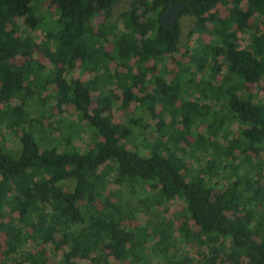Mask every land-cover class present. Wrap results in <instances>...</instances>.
Returning <instances> with one entry per match:
<instances>
[{
    "label": "trees",
    "instance_id": "obj_1",
    "mask_svg": "<svg viewBox=\"0 0 264 264\" xmlns=\"http://www.w3.org/2000/svg\"><path fill=\"white\" fill-rule=\"evenodd\" d=\"M39 1L0 0V128L20 144L0 145V264L27 242V264H192L181 245L195 264H264V101L247 90L264 92V0H49L47 21ZM177 1L185 41L160 19ZM64 106L76 121L53 120ZM175 197L177 221L159 214Z\"/></svg>",
    "mask_w": 264,
    "mask_h": 264
},
{
    "label": "rangeland",
    "instance_id": "obj_2",
    "mask_svg": "<svg viewBox=\"0 0 264 264\" xmlns=\"http://www.w3.org/2000/svg\"><path fill=\"white\" fill-rule=\"evenodd\" d=\"M49 0H40L38 3V15H40L42 18H44V21H47V19L49 18V9L47 8V4H48ZM229 7H223V9L221 10V15L224 16L227 12V9ZM192 18L190 16H180L178 18V21L180 23V28L182 31L181 34V38L183 41H185L186 39V35L189 32V30L191 29L192 26ZM19 31L21 33H26L31 35L34 40L38 41L41 39L42 37V31L40 29L37 30H31L28 27L24 26L22 24V20L19 23ZM192 42V38L190 40V43ZM107 49L110 48V44H106ZM35 57H37L39 59L40 62H42L43 64H45L47 66V63L45 62L44 58L40 55V54H35ZM188 56H185V58L183 59V61H186L188 58ZM168 68L172 67V62L168 61L167 63ZM223 71L220 72V74L218 75V79L221 75L224 74V72H226V68L222 69ZM73 76L75 77H84L87 76L85 73L81 74L79 70H77ZM218 79L214 82V84L216 85L218 82ZM263 85V82L259 83L258 86L256 84H250L247 85V90L251 93H253L254 95V99L255 101L261 102L263 103L264 101V92L261 88V86ZM136 92V91H134ZM93 97L95 96V93L92 94ZM137 95H139L137 93ZM46 103L42 106L39 107H34L33 108V112L31 113V116H38L39 112L42 111H46L47 112V101H45ZM264 104V103H263ZM119 103H117L112 110V114H113V118L117 121H121L123 116L121 113V109L119 108ZM135 103L132 104V106H134ZM3 106V104L0 103V107ZM45 109V110H44ZM53 116V120H61L62 118H67L68 120L71 121H76V115L74 113V110L69 107V106H64L61 110L57 109H52V115ZM47 122V120H45ZM151 123H153L152 121H150ZM204 128V126H199L198 130L202 131ZM238 131V124L237 123H232L227 130V134L228 137H231L233 134H236V132ZM56 134V133H55ZM222 138V137H221ZM223 139V138H222ZM87 140V138L85 139V141ZM222 141V140H221ZM5 144L6 146H8L9 149L12 150H17L20 146L19 144V139L17 137L16 134H14L12 131L8 130L5 127H1L0 128V145ZM77 145L80 146V148H83V144L81 142H76ZM182 146H184V144H182ZM188 156V161L189 163L194 167L197 166L198 164L201 163V159L203 160L202 157H196V156H192L190 153L187 155ZM252 156V161L254 162L256 160V158L254 157L253 154H251ZM242 156H240L239 158H241ZM260 157L262 159H264V152H261ZM201 158V159H199ZM203 163V161H202ZM223 184H225L223 182ZM110 188H114L116 189V186H110ZM124 206V213L125 215L127 214H135V221H142V222H147L148 220L150 221V223H153V221H155L158 218V212H151L149 211L148 214L145 212H139V208L137 206H135L133 204V202L127 201L126 203L123 204ZM183 207V201L178 198L175 197L173 198L167 207L166 212H160L159 214H162L166 219H174V220H178L179 219V215L180 212L182 210ZM7 211V209H6ZM124 215V216H125ZM15 215H7L6 216V220L10 221L11 219L14 220ZM125 219V218H124ZM128 220V219H127ZM178 222H176L177 225ZM42 247H44L46 249L45 254H47V256H50L52 253V247L51 245H43ZM38 248H40V246H38L37 244H33L31 242H27L25 245L21 246L16 253L12 254L9 257V261L13 264H27L26 262H24L23 260H21V256L24 253H33L35 252ZM198 250H202V249H198L197 247H193L190 245H181L179 247V250H176L174 252V255H176V258H182L183 256H187L189 258L192 259V264H195L196 261L200 258V256H198L197 251ZM173 255V256H174ZM59 256H57L53 261L55 263L53 264H58L59 261ZM111 262L113 264H116L114 260L111 259Z\"/></svg>",
    "mask_w": 264,
    "mask_h": 264
},
{
    "label": "water",
    "instance_id": "obj_3",
    "mask_svg": "<svg viewBox=\"0 0 264 264\" xmlns=\"http://www.w3.org/2000/svg\"><path fill=\"white\" fill-rule=\"evenodd\" d=\"M184 4L181 1L171 3L165 12L160 16V19L165 27H174L183 10Z\"/></svg>",
    "mask_w": 264,
    "mask_h": 264
}]
</instances>
